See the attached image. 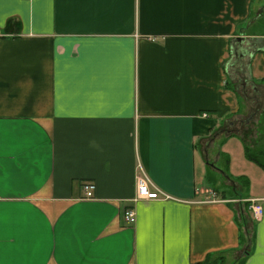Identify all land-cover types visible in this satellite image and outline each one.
Segmentation results:
<instances>
[{"label":"crops","instance_id":"1","mask_svg":"<svg viewBox=\"0 0 264 264\" xmlns=\"http://www.w3.org/2000/svg\"><path fill=\"white\" fill-rule=\"evenodd\" d=\"M261 1L0 0V264H264Z\"/></svg>","mask_w":264,"mask_h":264},{"label":"built area","instance_id":"2","mask_svg":"<svg viewBox=\"0 0 264 264\" xmlns=\"http://www.w3.org/2000/svg\"><path fill=\"white\" fill-rule=\"evenodd\" d=\"M84 199L85 200H93L95 197V184L93 182H87L84 185ZM159 195L156 192H152L150 191L149 185L146 183V181L142 178L138 179V188H137V198L136 200H139L141 198H145L148 200H157L159 199ZM252 202H255L257 200H251ZM253 214H254V218L257 220L261 217L262 212H263V208L262 205L255 202L252 207H251ZM124 218L125 221L129 224H133L136 221V213L134 211V209L132 208H126L124 211Z\"/></svg>","mask_w":264,"mask_h":264},{"label":"rangeland","instance_id":"3","mask_svg":"<svg viewBox=\"0 0 264 264\" xmlns=\"http://www.w3.org/2000/svg\"><path fill=\"white\" fill-rule=\"evenodd\" d=\"M261 4L257 5L256 7H258L259 10H261V8H263V10H262V12H260V14L259 13L255 14V19L252 20V22L257 21L258 19H260L264 15V13H263L264 12V0L261 1ZM257 15H258V18H257ZM263 24H264V18H263ZM252 30L254 31V29H252ZM239 86L241 87V83L239 84ZM250 153L253 156V153L252 152H250Z\"/></svg>","mask_w":264,"mask_h":264},{"label":"trees","instance_id":"4","mask_svg":"<svg viewBox=\"0 0 264 264\" xmlns=\"http://www.w3.org/2000/svg\"><path fill=\"white\" fill-rule=\"evenodd\" d=\"M248 153H249V156L252 158V159H255L254 158V155L252 156V154L250 153V150H248ZM259 164L262 165L264 167V163L261 162L260 160H258Z\"/></svg>","mask_w":264,"mask_h":264}]
</instances>
